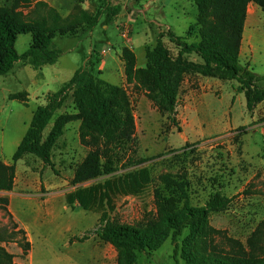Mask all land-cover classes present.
I'll return each mask as SVG.
<instances>
[{
    "label": "rangeland",
    "instance_id": "374dc122",
    "mask_svg": "<svg viewBox=\"0 0 264 264\" xmlns=\"http://www.w3.org/2000/svg\"><path fill=\"white\" fill-rule=\"evenodd\" d=\"M42 1L55 8L67 24L74 22L79 9L93 15L101 12L104 16L95 28L82 25L76 35H56L53 42L62 55L55 65L34 70L18 62L10 73L0 76V162L12 164L36 109L46 105L48 95L61 89L79 68L127 92L136 134L121 153L122 161L113 174L84 184L72 183L76 169L89 152L80 143V121L65 126L52 151L53 168L45 167L31 154H25L17 162L14 189L0 192V233L8 239L1 245L14 256L13 264H117L116 250L93 233L102 212L106 210L111 220L122 224H140L148 214L155 213L156 190L167 197L177 196L164 182L166 175L188 184L193 205L202 206L215 193L231 199L227 210L210 215V224L245 243L264 221V105L251 114L244 94L241 98L235 97L238 83L209 78L222 87L214 88L204 83L202 76L189 74L184 76L173 115L176 124H173L169 114L154 107L139 81L128 84L120 57L124 48L135 47L136 67H147V51L156 47L162 34L170 61L188 62L167 35L172 32L189 44L201 40L203 26L198 24L194 0H110L112 5L122 8L110 25L105 23L107 10L102 2ZM36 3L35 0H0V6L18 4L20 11L27 15L36 9ZM37 13L35 16L41 15ZM131 17L134 19L130 21ZM124 23L131 26V42L121 36L120 27ZM255 27H260L262 33H257L252 54L248 58L242 55L240 64L263 76L262 11ZM32 42L31 34L19 36L18 54L23 55ZM117 56L115 71H112L105 59ZM189 60L199 61L195 56ZM260 85L264 87V82ZM23 92L28 94V105L10 99ZM77 113L70 97L49 123L44 138L59 116ZM141 168L147 169L151 177V184L143 193L136 196L112 193L109 201L105 200L104 209L96 212L85 211L77 203L69 204V197L79 189L103 184L124 172ZM2 200H8V204ZM5 208L13 216V222L26 228L31 236L28 256L19 244L21 235L9 239L15 230ZM85 236L88 239L84 242L77 241ZM137 264L186 263L174 257V246L168 239L154 252L138 253Z\"/></svg>",
    "mask_w": 264,
    "mask_h": 264
},
{
    "label": "trees",
    "instance_id": "16d2710c",
    "mask_svg": "<svg viewBox=\"0 0 264 264\" xmlns=\"http://www.w3.org/2000/svg\"><path fill=\"white\" fill-rule=\"evenodd\" d=\"M35 1L36 9L29 15L20 11L18 4L0 6V76L10 73L18 62H24L34 70L55 65L62 52L53 38L58 34L76 35L82 25L95 28L104 16L101 12L93 15L79 9L74 22L67 24L55 8L42 0ZM95 1L104 4L107 25L112 24L122 11L121 6L112 5L110 0ZM194 3L199 13L198 24L203 26L201 40L189 44L172 32L167 35L179 49V55L188 62L172 63L163 45L164 36L160 34L156 47L147 51L148 64L145 68L136 67L137 57L132 50H122L120 57L128 84L139 81L154 107L163 114H169L173 124H176L173 115L184 76L189 74L238 83L246 98L247 110L253 114L264 102V87L260 85L264 82V75L258 76L249 66H242L240 52L249 5L256 4L264 13V0H194ZM37 12L41 15L35 16ZM27 34L32 35L33 42L23 55H19L16 51L17 39ZM191 56L199 61H190ZM27 97V92H23L12 95L10 99L28 105ZM70 97L78 113L59 116L44 138L49 123ZM73 121L81 122L80 143L89 152L76 169L72 183L84 184L102 175L113 174L122 161L121 153L136 134L131 102L122 87L109 84L88 70L79 68L61 89L48 95L46 105L36 109L26 135L13 155L12 164L0 162V192L14 189L16 164L25 154L35 156L45 167L53 168L52 151L64 134L65 126ZM164 182L177 196L167 197L156 190L155 213L148 214L140 224H122L111 220L106 210L102 212L93 233L116 250L117 264H137L138 253L154 252L168 239L174 246V257H180L186 264H264V221L244 243L210 224V215L227 210L231 199L215 193L202 206H196L191 203L187 183L169 175L164 176ZM150 184L147 169H133L103 184L79 189L69 197V204L77 203L85 211L96 212L104 209L110 194L136 196ZM2 201L8 204V200ZM5 210L9 213L7 208ZM9 216L15 230L9 239L21 235L19 244L24 255L28 256L31 242L27 233L13 222L10 213ZM186 232L189 233L184 237ZM87 239L88 236H85L77 241L82 243ZM7 241L0 233V264H13L14 256L1 245Z\"/></svg>",
    "mask_w": 264,
    "mask_h": 264
},
{
    "label": "crops",
    "instance_id": "0c3cea01",
    "mask_svg": "<svg viewBox=\"0 0 264 264\" xmlns=\"http://www.w3.org/2000/svg\"><path fill=\"white\" fill-rule=\"evenodd\" d=\"M261 11H262L261 8L259 6H257L256 4L252 3V4L249 5L248 15H247V19H246L245 27H244V33H243V40H242V45H241L240 57L242 55H244L245 58H248V56L250 54H252V50H253V48L255 47V44H256L257 33H262L260 27L259 28L255 27V24L260 19ZM131 19L133 20L134 18L131 17L130 21H131ZM132 51L135 53V47H134V49H132ZM118 57L119 56L105 59L106 66L109 65V67L111 68L112 71H115V66L117 64L116 63L117 62L116 59ZM202 79H203L204 83L209 84L210 86H213L214 88H220V89L222 88L221 84L213 82L209 78L202 77ZM242 95H243V93L240 91L239 87H237L236 92H235V97L236 98L237 97L241 98ZM260 105L263 106L264 102H262ZM190 110H191V108H189V111ZM22 229H24L26 231L28 239L31 242V236H30L28 230L26 228H23V227H22Z\"/></svg>",
    "mask_w": 264,
    "mask_h": 264
},
{
    "label": "built area",
    "instance_id": "2783aa9c",
    "mask_svg": "<svg viewBox=\"0 0 264 264\" xmlns=\"http://www.w3.org/2000/svg\"><path fill=\"white\" fill-rule=\"evenodd\" d=\"M121 36L124 41L131 42L132 36H131V26L129 23H124L120 27Z\"/></svg>",
    "mask_w": 264,
    "mask_h": 264
}]
</instances>
